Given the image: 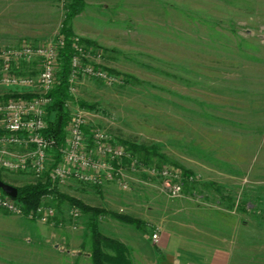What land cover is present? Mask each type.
Wrapping results in <instances>:
<instances>
[{
    "label": "rangeland",
    "instance_id": "rangeland-1",
    "mask_svg": "<svg viewBox=\"0 0 264 264\" xmlns=\"http://www.w3.org/2000/svg\"><path fill=\"white\" fill-rule=\"evenodd\" d=\"M69 2L58 0L62 18ZM119 11L109 5L76 26L98 35L89 60L119 82L80 77L67 107L115 142L154 147L147 164L133 154L178 169L188 179L182 195L169 198L146 171L129 175L127 189L54 185L62 198H42L53 210L46 223L0 210V264H90L91 216L72 201L145 223L98 218L100 233L124 244L131 264H159L156 250L207 264L215 248L231 244L244 246L243 264H264V0H133ZM10 13L0 10V47L57 39ZM23 70L35 75L36 65ZM24 91L0 85V96ZM0 180L16 189L45 183L6 170Z\"/></svg>",
    "mask_w": 264,
    "mask_h": 264
},
{
    "label": "built area",
    "instance_id": "built-area-1",
    "mask_svg": "<svg viewBox=\"0 0 264 264\" xmlns=\"http://www.w3.org/2000/svg\"><path fill=\"white\" fill-rule=\"evenodd\" d=\"M63 48L64 38L59 34L55 42L47 44L22 40L12 47H0V85L25 90V94L0 101V171L27 173L52 185L73 181L103 187L114 183L122 189L128 188L129 175L146 171L161 181L169 198L181 197L183 182L188 179L178 169L140 163L129 148L112 140L106 132L89 127L79 114H70L62 145L55 147L53 140L43 135L47 127L45 111L51 102L47 95L56 85ZM92 52L93 47L82 43L79 37L73 39L68 74L70 95L80 77L106 85L119 82L113 73L89 60ZM28 65H36L35 75L24 70L17 72ZM0 210L38 223H46L53 214L43 201L36 208L25 209L20 201L2 191ZM70 214L76 218L80 210L72 207ZM152 239L157 241L158 235L154 233Z\"/></svg>",
    "mask_w": 264,
    "mask_h": 264
},
{
    "label": "trees",
    "instance_id": "trees-1",
    "mask_svg": "<svg viewBox=\"0 0 264 264\" xmlns=\"http://www.w3.org/2000/svg\"><path fill=\"white\" fill-rule=\"evenodd\" d=\"M83 8V0H70L60 26L59 35L64 38V48L60 52L56 85L47 95L51 102L45 111L47 127L43 131L45 137L53 140L55 147L62 145L64 142L65 129L70 118V112L67 107V103L71 100L68 91V74L70 70V59L72 56V43L73 39L76 37L72 33L71 23L72 20L82 12ZM79 40L87 46L96 47V43L92 41L82 38H79ZM14 96L18 95L0 96V101H4ZM80 107L88 110L96 109L94 105H87L85 103H81ZM122 145L129 148L135 154H142L141 157L146 161V164L156 155V149L154 147L134 146L125 142L122 143ZM95 188L99 189L100 187ZM17 192L16 199L24 205L25 209L36 208L40 205L42 198L46 196L62 198V196L56 191L55 186L50 182L26 185L18 188ZM72 203H76L81 207L83 212L89 213L91 216L89 220V254L91 264H130L128 259V248L121 242L102 235L98 227V218L101 215H110L118 221L131 225L137 229L145 228V223L129 216L107 213L99 209L87 207L77 201H72ZM107 250L112 252V254L108 253Z\"/></svg>",
    "mask_w": 264,
    "mask_h": 264
},
{
    "label": "crops",
    "instance_id": "crops-1",
    "mask_svg": "<svg viewBox=\"0 0 264 264\" xmlns=\"http://www.w3.org/2000/svg\"><path fill=\"white\" fill-rule=\"evenodd\" d=\"M83 1H84V8L82 12L72 20L71 30L75 36L92 41L94 43L101 42L97 40L96 36L98 35L96 33L92 32L91 30L81 29L80 27L76 28L77 21L80 18L83 21L87 22L92 18L96 17L95 11L98 10L107 11L109 5L110 7L112 6L113 10L119 11L122 10L123 7L127 9L129 2L130 8L133 9V0H129V1L128 0H83ZM0 10L15 11V13L12 14L10 13L8 14V16L14 18V21H17V23L19 21V25H29V24L33 25L36 23L35 25L42 27L36 33L39 36H41L43 39H48V36H52V37L58 36L60 31V26L64 19V16L62 18V16L60 15L58 0H0ZM30 11H35L34 15H29ZM118 16L122 17L123 14L119 13ZM243 248L244 246L235 247L232 244L222 248H215L211 253V255L209 256L207 264H243L244 263ZM156 253L159 254V258H160L159 264H183L182 260L178 258L174 259L168 255L161 256L158 250H156ZM129 263L131 264L130 260ZM137 264H142V261L139 260ZM185 264H195V263L191 261H185Z\"/></svg>",
    "mask_w": 264,
    "mask_h": 264
},
{
    "label": "water",
    "instance_id": "water-1",
    "mask_svg": "<svg viewBox=\"0 0 264 264\" xmlns=\"http://www.w3.org/2000/svg\"><path fill=\"white\" fill-rule=\"evenodd\" d=\"M0 191L12 198H17V189L9 184L0 180Z\"/></svg>",
    "mask_w": 264,
    "mask_h": 264
}]
</instances>
